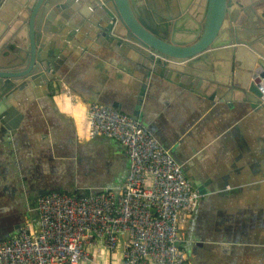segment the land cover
<instances>
[{"label":"crops","instance_id":"obj_1","mask_svg":"<svg viewBox=\"0 0 264 264\" xmlns=\"http://www.w3.org/2000/svg\"><path fill=\"white\" fill-rule=\"evenodd\" d=\"M79 41L63 51L48 98L0 125V241L37 226L41 195L117 188L128 173L116 141L87 136L86 111L99 104L132 116L142 74L123 53ZM212 64L226 75L218 59L205 70ZM198 100L157 81L135 116L205 190L181 226V249L191 264H264V113L241 103L238 112L225 104L202 111ZM92 257L91 264L120 263L105 252Z\"/></svg>","mask_w":264,"mask_h":264},{"label":"water","instance_id":"obj_2","mask_svg":"<svg viewBox=\"0 0 264 264\" xmlns=\"http://www.w3.org/2000/svg\"><path fill=\"white\" fill-rule=\"evenodd\" d=\"M79 39L109 46L136 65L142 84L134 117L157 81L192 92L202 111L225 104L238 112L241 103L264 113V7L242 0H0L2 127L48 98L63 51ZM214 59L225 64V76L214 64L205 70Z\"/></svg>","mask_w":264,"mask_h":264},{"label":"built area","instance_id":"obj_3","mask_svg":"<svg viewBox=\"0 0 264 264\" xmlns=\"http://www.w3.org/2000/svg\"><path fill=\"white\" fill-rule=\"evenodd\" d=\"M86 125L90 139L123 148L129 164L123 184L89 196L41 195L37 226L25 224L0 241V264H91L97 251L118 256L119 264H191L181 226L200 194L182 166L135 117L91 104Z\"/></svg>","mask_w":264,"mask_h":264},{"label":"bare ground","instance_id":"obj_4","mask_svg":"<svg viewBox=\"0 0 264 264\" xmlns=\"http://www.w3.org/2000/svg\"><path fill=\"white\" fill-rule=\"evenodd\" d=\"M202 1V0H201ZM245 4L250 5L251 7H255L256 5H258L259 3H263L264 0H252L251 3L248 4L249 1L247 0H242ZM5 21V20H2Z\"/></svg>","mask_w":264,"mask_h":264},{"label":"rangeland","instance_id":"obj_5","mask_svg":"<svg viewBox=\"0 0 264 264\" xmlns=\"http://www.w3.org/2000/svg\"><path fill=\"white\" fill-rule=\"evenodd\" d=\"M264 7V4L263 5H256L255 8L257 9H260V8H263ZM54 86V82L51 84V88ZM50 90V89H49Z\"/></svg>","mask_w":264,"mask_h":264},{"label":"flooded vegetation","instance_id":"obj_6","mask_svg":"<svg viewBox=\"0 0 264 264\" xmlns=\"http://www.w3.org/2000/svg\"><path fill=\"white\" fill-rule=\"evenodd\" d=\"M263 4H264V2H263Z\"/></svg>","mask_w":264,"mask_h":264}]
</instances>
